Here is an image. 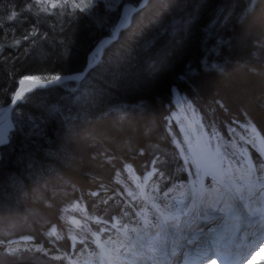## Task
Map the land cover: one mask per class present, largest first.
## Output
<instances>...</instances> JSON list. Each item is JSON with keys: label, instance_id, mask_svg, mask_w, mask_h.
Here are the masks:
<instances>
[{"label": "trees", "instance_id": "obj_1", "mask_svg": "<svg viewBox=\"0 0 264 264\" xmlns=\"http://www.w3.org/2000/svg\"><path fill=\"white\" fill-rule=\"evenodd\" d=\"M139 2H100L82 12L0 0V107L24 76L82 72L96 44L111 36L123 4ZM249 6L148 0L83 81L26 94L0 146V240H41L56 227L63 237L52 251L65 256L67 214L86 224V239L112 217L135 215L142 202H131L118 179L136 191L131 174L143 177L153 166L159 186L196 183L202 129L188 125L181 135L167 123L174 87L200 114L209 148L237 167L234 174L264 161V0L241 20ZM76 204L83 209L70 211ZM13 255L0 251V264H63L33 250Z\"/></svg>", "mask_w": 264, "mask_h": 264}, {"label": "rangeland", "instance_id": "obj_2", "mask_svg": "<svg viewBox=\"0 0 264 264\" xmlns=\"http://www.w3.org/2000/svg\"><path fill=\"white\" fill-rule=\"evenodd\" d=\"M36 1L43 3L48 7H56L59 5L70 11L80 10L82 12H87L91 6L96 5L100 2H103L109 7H111L118 4L121 0H36ZM75 5H79V7H76ZM86 5H90V6L86 7ZM128 14L130 15V13ZM132 17L133 15L131 16V22H132ZM120 20H122L121 11L118 21ZM95 57L96 55H93L92 61L95 59ZM74 83H78V82H74ZM172 105L173 107L171 111H169V114L167 115V123L176 126V129L181 133V135H186V131H187L186 124L192 125V123H197V125L199 126L203 125L200 119V115L198 114L197 111H195L193 105L188 100H186V98L182 94H180L178 90H174L173 88H172ZM10 119L11 118L5 120L2 124H0V146L3 144V140L6 137L4 127L5 126L10 127V121H11ZM203 137L204 139L208 140L206 135ZM201 151H202L201 161L203 163V166L207 169V171L210 172L211 166L215 164L216 159L211 154L205 152V150L201 149ZM157 175L158 174L156 173L155 169L150 168V171L147 174H145L142 178L140 179L138 177H134V178L135 181L139 182V184L141 185V190L143 191V195H146V197L150 201V204L159 205L160 207L159 209L161 210V212L168 213L169 215H174V216L177 214L179 215L181 213L185 214V212L188 210L189 207L192 208V204L190 205L189 202H187V200L185 202L179 201L177 200L178 198L175 199V197H179V195L187 196V192L189 195L195 192L193 195L196 197L195 200L196 204L199 201L203 200L204 197L203 190L190 191L188 187L186 192L181 189L175 191V189H173V186H168V187L165 186L162 187L161 190L156 191L154 186L151 184L156 181ZM118 182L122 186L123 191L125 192L123 193L129 196L131 202H135L137 197L135 196L134 191H131L128 188V185L125 184L123 180L118 179ZM245 182L248 190L247 192H249V196H250L249 199L250 203L251 204L262 203L264 201V177L259 178L255 176H250L246 178ZM252 185H254L253 190H252ZM168 193L171 194V196ZM213 194H215V192H213ZM107 201L108 199L106 197L102 198L103 203ZM212 204H214V202ZM77 210H82L80 204H77L70 209V211H77ZM141 214L143 219L149 218V214L147 210H144ZM165 220L166 219L158 220L157 222L153 221L151 224L149 223L145 227L139 228V227H128V226L124 227L122 223H120L118 220L113 219L112 225L115 226L116 228L121 227L120 232L123 235H125L129 239V241H131V243L129 246L121 248V250L119 248L115 249L111 243H109V245L106 244L105 247L101 246L102 250L106 252L105 257L108 253H110V255H112V260L118 261V264H120L122 263L123 259H126V257L130 259L131 256H134L135 254L139 253V251H141V248H143L145 244L154 245V247L156 246V249H158L156 253H160L161 250L160 248H162V246L161 244L159 245L158 240L154 238L160 237V234L163 235V233L165 232L164 231L165 228L167 230L168 226H166ZM64 224H66L65 228L67 229V232H64V234L67 237L66 242L69 250L68 253L70 255H73L74 259H78V262L80 264H87L88 261L86 260L87 258L85 257L88 256V254H78L75 252V250L83 249L86 246V244L83 246L80 245L82 242L79 238V235H77L78 232H82L83 230L84 227V226L82 227L83 222L80 219L74 217L72 214L70 215L67 214V216L64 219ZM46 234L48 236L46 238H50L51 240L50 242L52 243L55 240H58L61 237H63L62 235L63 231L60 232V230H58L55 227L50 228ZM194 234L195 233L188 236L192 239L196 237L194 236ZM2 241L4 240H1V242ZM10 244H11L10 242H4L3 244H0V251L4 252V254L13 255L16 252H18V250L22 251L23 249L32 247L37 252L51 253V249L44 246L41 242L37 243V246L35 245L27 246L25 243L23 245L20 241H13L12 245ZM102 250L100 249V252L98 254L99 257H101L100 255L103 253ZM126 253L128 254L127 256ZM192 254L193 253L190 250L186 252V257L188 256L187 258L188 261H190L193 258ZM13 256L14 258L16 257L15 255ZM107 259L109 260L110 258H106L105 262L107 261ZM134 260H138L140 262L141 258L134 256L131 262H133ZM148 263L152 264L151 262ZM97 264H102V261L101 263H97Z\"/></svg>", "mask_w": 264, "mask_h": 264}, {"label": "water", "instance_id": "obj_3", "mask_svg": "<svg viewBox=\"0 0 264 264\" xmlns=\"http://www.w3.org/2000/svg\"><path fill=\"white\" fill-rule=\"evenodd\" d=\"M148 0H140V2L134 6L132 4H125L121 9L122 20L118 21L116 26L112 29L111 36L102 38L88 55L87 63L84 70L80 73H73L68 75L59 76L60 79L55 82H49L50 80H39L38 83L27 81L24 84H21L18 81L17 88L11 98L10 103L5 107L0 109V124L5 120L10 118L14 110L20 104L22 98L25 94L34 91H46L52 89L56 86H59L61 83H74L84 80L87 75L93 70L102 60L105 49L117 42L121 32L125 31L131 24V16L141 11ZM130 13V15L128 14ZM93 55H96L95 59L92 61ZM78 79H74L77 78ZM174 90H177L176 88ZM19 93V95H17Z\"/></svg>", "mask_w": 264, "mask_h": 264}, {"label": "bare ground", "instance_id": "obj_4", "mask_svg": "<svg viewBox=\"0 0 264 264\" xmlns=\"http://www.w3.org/2000/svg\"><path fill=\"white\" fill-rule=\"evenodd\" d=\"M68 75V74H67ZM175 89V87L173 88ZM177 89V88H176ZM200 115V114H199ZM201 119V116H200ZM202 122V120H201ZM191 126L193 128V130H196V126L197 123H192L191 124H187V126ZM201 128H204V126H200ZM203 133V132H202ZM207 136L206 131L204 129V134L203 136ZM204 138V137H203ZM208 139V136H207ZM187 185H192L191 184H187ZM203 205H209L208 203H206L205 201H201ZM196 204V202H195ZM213 212H211V210H209V207H205V206H201V204H199V207L197 208V213H195L192 217L186 216L181 214L179 219L176 222V225L173 229H171L169 231L168 234V244H161L162 248H160V253H156L157 256V260L159 261V257H160V264H164L165 261L167 260L168 262H170L171 264H188L187 262L184 261H179L178 259L180 258L179 254H174L176 251H174L176 249L177 245H182V246H193V248L197 249L199 251L198 245H199V240L196 238H190L188 235H191L193 233H195V236L197 238H199L198 235L202 234L205 232V230L211 226L209 223H204L205 221H209V220H213ZM184 223H186L187 229L185 230L184 227ZM223 223V225L221 227H230L232 226L233 229L236 228L235 226V222H228L229 224H226V222H220ZM199 226L198 230H194L195 228H197ZM221 227H219L218 231H223L222 229H220ZM241 229V228H239ZM238 229V230H239ZM237 230V231H238ZM257 232H259V230H257ZM237 235V234H234ZM253 237V236H252ZM148 241V240H147ZM176 241L174 244L173 242ZM158 250V249H157ZM183 253V250L181 251V254ZM161 256L165 257V259H161ZM141 258L140 262L138 260H134L133 262L130 261V264H150L148 262L150 261H146L145 258L143 257H139ZM156 261V262H158ZM188 261V260H187ZM205 264H211L210 262H207Z\"/></svg>", "mask_w": 264, "mask_h": 264}, {"label": "snow or ice", "instance_id": "obj_5", "mask_svg": "<svg viewBox=\"0 0 264 264\" xmlns=\"http://www.w3.org/2000/svg\"><path fill=\"white\" fill-rule=\"evenodd\" d=\"M256 4V0H250V5L252 6H249L245 9L242 10L241 12V15H240V19L243 20L245 18H247L248 15H250L253 11H254V5ZM76 7H79V5H75ZM90 5H86V7H88ZM15 15V13H13V16ZM13 17L10 16L9 19H12ZM60 79L59 76H53L51 77V80L49 82H55V81H58ZM74 79H78L77 78H74ZM27 81H31V82H34V83H38L39 82V78L38 77H34V76H24L20 83L21 84H24L25 82ZM17 95H19V93H17ZM119 110V109H117ZM207 174H211V173H207ZM261 243H264V237H261V236H257L256 240L253 241V250L255 247H259V245ZM213 244H215V240H213ZM249 255L251 254L250 252L248 253ZM247 257L246 256H242V259H246ZM241 264H242V260H241Z\"/></svg>", "mask_w": 264, "mask_h": 264}, {"label": "flooded vegetation", "instance_id": "obj_6", "mask_svg": "<svg viewBox=\"0 0 264 264\" xmlns=\"http://www.w3.org/2000/svg\"><path fill=\"white\" fill-rule=\"evenodd\" d=\"M1 108H5V107H0V109ZM11 118V117H10ZM9 119V118H8ZM11 120V119H10ZM4 130H5V138H4V140H3V144H5L6 143V141H7V139H8V137H9V135H10V132H11V130H12V122L10 121V127H7V126H5L4 127ZM2 144V145H3Z\"/></svg>", "mask_w": 264, "mask_h": 264}]
</instances>
